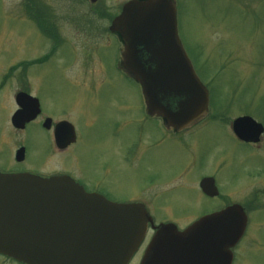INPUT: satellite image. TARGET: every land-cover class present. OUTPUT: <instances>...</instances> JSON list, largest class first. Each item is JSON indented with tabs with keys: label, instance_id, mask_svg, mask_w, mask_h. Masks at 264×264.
Returning a JSON list of instances; mask_svg holds the SVG:
<instances>
[{
	"label": "rangeland",
	"instance_id": "1",
	"mask_svg": "<svg viewBox=\"0 0 264 264\" xmlns=\"http://www.w3.org/2000/svg\"><path fill=\"white\" fill-rule=\"evenodd\" d=\"M128 1L0 0V134L11 150L20 140L9 121L23 86L35 96L46 94L56 118L74 123L83 141L80 151L57 156L56 168H81L97 178L101 157L112 169L117 195L131 191L137 201L154 203L155 222L179 230L216 211L218 201L199 190L201 178L214 175L250 218L235 264H264V178L255 179L264 177V136L250 151L230 132L243 116L264 126V0H175L180 41L210 97L209 121L181 137L146 115L139 85L117 68L122 47L109 27ZM52 46L46 61L34 64ZM135 144V163L119 160L116 150L127 153ZM10 155L6 150L0 158ZM257 189V206L247 205ZM0 264L13 263L0 257Z\"/></svg>",
	"mask_w": 264,
	"mask_h": 264
},
{
	"label": "water",
	"instance_id": "2",
	"mask_svg": "<svg viewBox=\"0 0 264 264\" xmlns=\"http://www.w3.org/2000/svg\"><path fill=\"white\" fill-rule=\"evenodd\" d=\"M110 31L124 45L121 67L140 84L150 116L181 131L208 115V91L178 36L175 0H132ZM17 99L23 110L12 124L21 129L35 118L38 106H30L37 101L26 94ZM67 125L57 126V135ZM233 132L242 141L258 142L264 129L243 117L234 122ZM201 188L214 196L212 179L203 180ZM152 222L144 206L111 203L67 177L0 175V255L23 264H128ZM246 225L237 205L184 231L160 225L141 264H232L230 250Z\"/></svg>",
	"mask_w": 264,
	"mask_h": 264
},
{
	"label": "flooded vegetation",
	"instance_id": "3",
	"mask_svg": "<svg viewBox=\"0 0 264 264\" xmlns=\"http://www.w3.org/2000/svg\"><path fill=\"white\" fill-rule=\"evenodd\" d=\"M40 20H41L40 18H37V22H35L36 23L35 25L39 23V25L41 24V27L43 29H47L45 26L42 25V21ZM37 28L39 30L38 26ZM23 83H26V82H23ZM20 93H26L38 101L37 103H35L34 101H31L29 104L30 106L37 104L38 114L35 117V119L29 122L26 126H24V128L15 129L11 124V119L13 115L19 110V107L16 104V99L18 98V95ZM15 106L16 108L10 117L9 125L13 131L12 134L15 136L19 134L18 136L20 137L19 138L20 140L18 141L16 147H14V149L11 150V146L9 145V143H8L9 145L8 147H7V144L5 143V140H6L5 134H2V133L0 134V153L6 150H10L11 152V155L7 159H4V157L0 158V174L14 175V176L24 175V176H28L29 178H33V179L35 178L50 179L56 176H66L72 179L77 185L81 186L86 192L99 194L111 202L122 203V204L137 203V204H141L145 206L146 210L149 212V214L151 215L155 223L154 214H153L154 210L150 207V205H154V203L149 202L150 204L148 205L147 203H144V201L142 202L137 201L136 194H133L131 191L129 193V196H126V197H121L117 195L116 191L119 189L114 185V177L112 176V169L108 164H106L103 161L101 157L98 160V165L94 168L98 173L97 178L88 177L81 168L78 169V171H80L79 173L75 172L73 169H70V168H64V169L62 167L56 168L55 166L56 163L53 162L54 159L57 156L65 155L68 152L80 151L83 141L74 123L70 122V120L67 118H59V119L56 118L53 108L51 106V103L49 99L47 98L46 94L35 96L30 92V88L26 84V86H23L22 90H19L15 94ZM63 122L70 123V125H73V128L71 129L70 127H67L64 131H62L58 135V138H59V142H58L57 135H56V128L60 123H63ZM232 123L230 125L231 136L240 146L250 151H257V149H259L263 145L262 138L264 134L260 136L258 142L242 141L233 134ZM201 124L202 123L196 124L195 126H193L191 130L201 127L202 126ZM161 126H162L163 131L165 130L167 133L169 132L173 136H176V137H181V135L185 133V132L177 133L175 131H172L168 129V127L166 128V126H164L163 123L161 124ZM137 150H138L137 144H135L131 147V149L127 153L123 152V150L121 151L116 150V155L119 158V160H123L128 165H133V163H135L136 161V155L138 152ZM71 157L75 160L74 162L75 164L80 163V159L77 158L75 155H71ZM67 165H68L67 167L71 166L70 164H67ZM205 178H211L214 180V187L216 189L213 192L214 196L208 197L202 193L205 198L209 200H213V201H218L219 204L216 207V211L214 212L221 211L232 205H240L237 203H234V204L231 203L232 198L228 197V195L224 194L221 191V187L219 186L214 175L210 174L207 176H203L201 180L199 181V190H200V182ZM240 178H241L240 180L244 179L243 177H240ZM260 178L262 179L264 177H258L255 179L259 180ZM229 183H231V181ZM261 193L262 191L258 189L255 190L253 193L255 194L254 197H252L250 200L248 199L249 201H247L248 203L247 205L257 206L256 204L252 203V200L255 199V201L257 202L259 199V195ZM218 207L220 209H217ZM242 208L244 209V212L247 215L248 221H247V227H246V231H245L243 239L233 249V258H234L233 264H235L237 260L236 251L239 248V246L245 241V239H247V235L250 230L249 229L250 228V218L248 217V213L245 207L242 206ZM158 225L159 224H155V227ZM155 232H156V229L151 224H149L146 237L144 241L142 242V244L139 246L137 253L135 254V256L133 257L132 261L129 264H137L138 262H135V261L138 257H141L140 262L138 264L141 263V260L152 238L154 237ZM12 263L19 264L14 261H12Z\"/></svg>",
	"mask_w": 264,
	"mask_h": 264
}]
</instances>
